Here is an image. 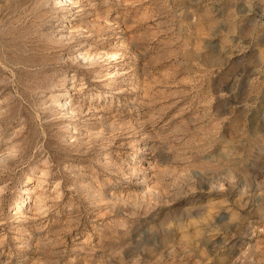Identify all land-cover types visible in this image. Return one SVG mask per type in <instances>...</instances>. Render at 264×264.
Here are the masks:
<instances>
[{"label":"rangeland","instance_id":"1","mask_svg":"<svg viewBox=\"0 0 264 264\" xmlns=\"http://www.w3.org/2000/svg\"><path fill=\"white\" fill-rule=\"evenodd\" d=\"M0 264H264V0H0Z\"/></svg>","mask_w":264,"mask_h":264},{"label":"bare ground","instance_id":"2","mask_svg":"<svg viewBox=\"0 0 264 264\" xmlns=\"http://www.w3.org/2000/svg\"><path fill=\"white\" fill-rule=\"evenodd\" d=\"M26 200H27V198H26Z\"/></svg>","mask_w":264,"mask_h":264}]
</instances>
